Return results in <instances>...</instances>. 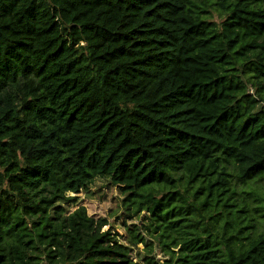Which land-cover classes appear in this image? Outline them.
Returning <instances> with one entry per match:
<instances>
[{
  "label": "trees",
  "instance_id": "trees-1",
  "mask_svg": "<svg viewBox=\"0 0 264 264\" xmlns=\"http://www.w3.org/2000/svg\"><path fill=\"white\" fill-rule=\"evenodd\" d=\"M97 178L145 264H264V0H0V264H140Z\"/></svg>",
  "mask_w": 264,
  "mask_h": 264
},
{
  "label": "rangeland",
  "instance_id": "rangeland-1",
  "mask_svg": "<svg viewBox=\"0 0 264 264\" xmlns=\"http://www.w3.org/2000/svg\"><path fill=\"white\" fill-rule=\"evenodd\" d=\"M213 19L221 21L223 17L220 12L214 7H209ZM252 91V90H251ZM254 185V184H253ZM252 185V186H253ZM252 191L257 189L260 196L243 194L241 190ZM253 189L250 186L240 185L238 190L240 194L246 197L248 203V212L255 216L260 221L261 228L264 227V181L256 184ZM71 196H78V204H69L70 211H74L79 206H86L89 215L95 218L104 217L109 221V225L104 229H113L119 234L120 240L133 248L135 259L140 264H145L143 254L146 252L144 242H139L137 245L130 242V229H134V224H139L140 231L146 236L148 242H153L155 245L154 252L156 259L163 263L166 259L161 253V248L158 244V233L154 232V226L150 219H147L146 213L136 215L134 212L127 210V205L124 203L125 194L120 191L119 187L113 185L109 179L97 178L91 185L90 189L81 193H69ZM145 220V221H144ZM140 252V253H138Z\"/></svg>",
  "mask_w": 264,
  "mask_h": 264
}]
</instances>
